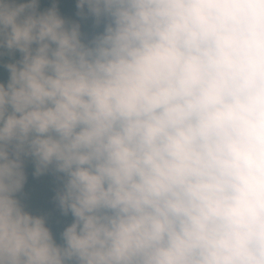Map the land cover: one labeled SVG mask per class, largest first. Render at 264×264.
Here are the masks:
<instances>
[{"label":"clouds","instance_id":"clouds-1","mask_svg":"<svg viewBox=\"0 0 264 264\" xmlns=\"http://www.w3.org/2000/svg\"><path fill=\"white\" fill-rule=\"evenodd\" d=\"M0 71V264H264V0H0Z\"/></svg>","mask_w":264,"mask_h":264},{"label":"trees","instance_id":"trees-1","mask_svg":"<svg viewBox=\"0 0 264 264\" xmlns=\"http://www.w3.org/2000/svg\"><path fill=\"white\" fill-rule=\"evenodd\" d=\"M50 0H41V7H47L49 5ZM74 0H60V8L62 14L71 15L72 7ZM6 79V74L3 71H0V81H4ZM26 174L27 181L24 188V202H26L30 197L35 196V202L39 198L38 189L46 194L43 197L45 202V208L48 212H52L55 209V202L53 200L55 192L53 191V187L48 186V180H46L44 187H41L40 184L37 183V178L32 176V166L30 163L26 165ZM52 177V175H51Z\"/></svg>","mask_w":264,"mask_h":264},{"label":"rangeland","instance_id":"rangeland-1","mask_svg":"<svg viewBox=\"0 0 264 264\" xmlns=\"http://www.w3.org/2000/svg\"><path fill=\"white\" fill-rule=\"evenodd\" d=\"M72 9V8H71ZM51 174H45L39 178H37V183L40 184L41 187H44V184L46 180H48V186L53 187V191L55 192V189L57 187V184L54 180V177L52 176L51 179H49ZM39 198L35 202V196L30 197L26 202L27 210L33 212L34 214H46L49 216V223L53 228V231H57L64 223L70 221V217H62L60 216L58 210L55 208L52 212H48L45 208V202L43 200V197L46 195L44 194L41 189H38Z\"/></svg>","mask_w":264,"mask_h":264}]
</instances>
